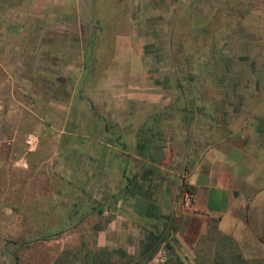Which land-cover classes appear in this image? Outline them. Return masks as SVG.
Segmentation results:
<instances>
[{"label":"rangeland","instance_id":"1","mask_svg":"<svg viewBox=\"0 0 264 264\" xmlns=\"http://www.w3.org/2000/svg\"><path fill=\"white\" fill-rule=\"evenodd\" d=\"M63 1L0 0V264H87L97 255L157 264L140 253L148 229L123 216L109 223L98 193L116 201L124 177L116 165L110 188L94 181L101 159L125 158L114 131L133 89L145 87L137 78L205 96L207 110L233 123L261 122L264 0ZM61 11L66 20L47 19ZM183 109L186 118L195 112ZM173 167L180 196L188 170ZM143 190L155 196L157 184ZM233 246L248 264L264 260ZM198 250L184 264H210L213 244Z\"/></svg>","mask_w":264,"mask_h":264},{"label":"crops","instance_id":"2","mask_svg":"<svg viewBox=\"0 0 264 264\" xmlns=\"http://www.w3.org/2000/svg\"><path fill=\"white\" fill-rule=\"evenodd\" d=\"M56 15L47 19L66 20L62 11ZM137 79L134 84L146 88L140 92L133 89L129 107L124 106L123 123L114 131L125 158L117 160L113 153L101 159L105 167L99 168L104 170L94 180L106 182L103 187L110 188L112 175L119 178L113 173L116 165L122 166L124 179H120L124 183L116 197L119 204L98 193L99 203L110 213L109 223L123 216L148 229L146 233L158 232L163 240L158 246L164 245L180 259H195L201 238L210 230L232 238L244 251L256 250L264 256V118L258 124L252 116L233 123L226 113L213 115L207 110L205 96L174 90L165 93L156 79ZM189 105L195 112L186 118L183 107ZM110 121L117 123L113 118ZM115 142L112 149H116ZM177 164L186 166L182 181L196 193L195 205L188 210L181 207L177 191L179 174L173 167ZM131 180L143 186L154 182L158 188L155 196L146 191L133 194L125 188ZM156 246L142 255L147 262L155 255Z\"/></svg>","mask_w":264,"mask_h":264},{"label":"trees","instance_id":"3","mask_svg":"<svg viewBox=\"0 0 264 264\" xmlns=\"http://www.w3.org/2000/svg\"><path fill=\"white\" fill-rule=\"evenodd\" d=\"M126 189H131V192L134 193H140L143 192V185L139 184L136 180H131L125 187ZM141 192V193H142ZM50 237V236H49ZM161 235L158 234V232H155L154 230H150L147 232L146 235V241L144 242L142 246V255H146L148 250H151L154 248V246H158V244L163 241H161ZM210 242L213 244L214 250H213V258L210 264H248L246 261L247 259L244 258L239 252L236 251V249L233 246V240L226 236L219 233L217 230H210L207 232L205 236L201 238V244ZM156 246V248H157ZM170 246V245H169ZM161 246H158L157 250ZM156 250V251H157ZM105 252V251H104ZM113 252L116 253H122L124 254L123 250L115 249ZM168 254V260L164 264H184V262L174 253L171 251H167ZM151 258V254L148 256L147 259ZM87 264H112L110 260L104 259L100 257L99 255L95 256L90 262ZM201 264V263H199ZM258 264H264V260L259 261Z\"/></svg>","mask_w":264,"mask_h":264},{"label":"built area","instance_id":"4","mask_svg":"<svg viewBox=\"0 0 264 264\" xmlns=\"http://www.w3.org/2000/svg\"><path fill=\"white\" fill-rule=\"evenodd\" d=\"M26 145L28 146V150L32 151L37 146V137L30 134L26 138L25 141ZM1 146V142H0ZM24 161V160H21ZM23 167H26V164H21ZM181 207L184 209H190L193 208L196 202V193L193 189L189 188L188 186L184 185L183 190L181 192ZM168 260V254L166 249L164 248V245H162L155 253V255L152 258V262L157 264H164Z\"/></svg>","mask_w":264,"mask_h":264}]
</instances>
